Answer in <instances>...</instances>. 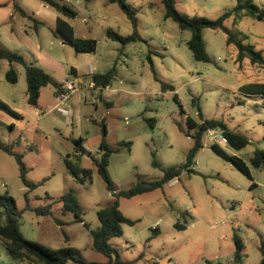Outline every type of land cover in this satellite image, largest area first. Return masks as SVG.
I'll use <instances>...</instances> for the list:
<instances>
[{"label": "rangeland", "instance_id": "obj_1", "mask_svg": "<svg viewBox=\"0 0 264 264\" xmlns=\"http://www.w3.org/2000/svg\"><path fill=\"white\" fill-rule=\"evenodd\" d=\"M55 1L77 12L76 18L65 19L77 38L97 41L95 53H77L58 36L57 19L63 16L39 0H0V48L44 67L63 85L76 79L72 69L84 80L67 102V115L56 109L52 86L42 88L39 106L33 107L28 103L25 67L0 58V100L20 116L0 110V139L22 156L27 179L35 185L26 186L16 157L0 150V196L14 198L23 237L54 250L72 247L76 257L87 263L108 262L93 247L91 232L100 227L98 211L139 180H160L169 169L186 163L197 133L189 126V117L198 124L215 119L249 140L240 151L228 145L222 148L246 163L252 179L218 157L211 149L215 142L206 133L192 166L195 173L184 171L153 192L118 198L121 212L134 224L123 225V235L112 238L110 245L125 264H237V236L244 246L243 263L260 264L264 168L254 167L252 158L257 150H264V97L246 94L241 88L264 83V66L240 59L227 35L212 29L203 31L210 61L195 60L188 48L191 32L165 17L163 0H126L136 13L142 38L126 46L107 37L109 30L124 37L134 33L118 3ZM240 1L244 0H176V8L190 17L216 20ZM253 2L264 8V0ZM15 4L33 19L21 16ZM225 26L264 57V20L246 16L235 22L231 18ZM114 67L109 89H89L94 75ZM11 69L18 75L16 84L6 78ZM80 139L96 158L101 157L103 139L119 149L108 167L115 191L108 188L88 155L80 164L92 169L91 179L81 183L71 175L66 160L77 162L75 141ZM68 193L79 201L83 223L63 211L60 199ZM50 204V216L36 213ZM0 264L28 263L12 258L0 241Z\"/></svg>", "mask_w": 264, "mask_h": 264}, {"label": "trees", "instance_id": "obj_2", "mask_svg": "<svg viewBox=\"0 0 264 264\" xmlns=\"http://www.w3.org/2000/svg\"><path fill=\"white\" fill-rule=\"evenodd\" d=\"M46 6L53 8L62 17L57 19L56 34L60 36L64 41L74 46L77 53H95L97 49V41L94 39H79L75 36V30L72 25L65 19H74L77 17V12L69 8L66 4L59 3L55 0H39ZM112 3H118L122 11L127 15L131 21L134 33L130 36L124 37L119 35L113 30L107 32V37L111 40L118 41L124 46L141 41L142 38L138 33V20L133 8L126 3V0H110ZM165 17L172 19L182 31L188 30L191 32V38L188 41V48L192 52L195 60L199 62H209L210 58L206 52V45L203 39V31L205 29L220 30L227 35V42L229 45H235L239 50L240 59L249 58L253 64H261L264 66V57L261 52L256 51L252 45L245 44L241 39L237 38L232 32L225 26V22L228 19L233 18L235 22H238L246 16L254 17L257 20H264V8L256 5L253 0L240 1L237 6L231 11L227 12L216 20H210L206 18L190 17L181 13L176 8V0H163L162 1ZM16 11L23 17L32 16L28 15L18 4H15ZM0 58L7 60L10 64L19 63L25 67L26 81H27V96L28 103L33 107H38L41 90L46 86H52L55 88V95L62 91L63 83L60 82L55 76L49 74L41 66H37L28 63L26 59L17 53L8 52L0 48ZM149 61L152 64V59L149 56ZM72 74H75V69L71 70ZM115 75V67L112 68L106 74H97L93 76V82L97 87L106 88L109 87L112 79ZM7 80L16 84L18 82V75L15 70L11 69L6 75ZM163 88L171 89L172 86L163 84ZM241 91L250 95H262L264 97V83H256L243 86ZM0 110L8 114H11L17 118H20L19 114L14 112L4 101L0 100ZM201 116V112H200ZM188 124L191 128L197 129V133L194 136L195 145L187 156L185 164L169 169L162 179L156 181L139 180V182L127 191H121L117 194V199L109 207L98 211V219L100 221V227L97 230L91 232L93 237L94 249L104 254L109 258L106 263L96 264H125L117 250L110 245V240L114 237L123 235V225H133L134 221L127 218L120 210V203L118 198L131 199L139 195L153 192L157 189L164 187L166 184L172 182L184 171H188L190 174L195 173L192 166L195 164V158L197 153L203 148V138L209 130H219L228 142V146L234 150L240 151L246 148L250 142L247 138L243 137L239 133L229 129V127L219 120H205L201 124H198L192 118H188ZM107 134L106 126L104 127V135ZM83 140L75 141L76 145V157L77 162L66 160V166L71 175L79 182L83 183L88 178L92 177V169L84 168L80 162L82 157L88 155L91 157L94 166L97 168L98 173L106 182L110 190H114L113 183L110 179L108 167L110 158L113 153L119 149H112L106 142L102 140L100 144L101 157H94L84 146ZM212 151L221 159L234 164L244 175L249 179H252V174L246 163L239 157L229 154L224 148L218 144H212ZM0 150L5 151L16 157L18 165L20 167L21 178L24 184L28 187L32 186L27 179V168L23 162L21 155L16 154L9 146L5 145L0 139ZM252 164L256 168H264V150H257L252 158ZM153 166L157 167V163L154 161ZM33 185L32 187H34ZM254 186V184L252 185ZM30 187V188H32ZM115 191V190H114ZM60 202L63 206L64 212H71L77 217V221L83 223L82 220V208L79 201L74 197L72 193L64 195ZM2 209L6 214V224H1V217L3 215ZM52 204L43 208H37L35 211L38 215L50 216L52 214ZM21 212L17 209L14 198L8 194L0 196V241L3 242L7 253L14 259L26 262L28 264H68L70 261H74L77 264H95L84 262L81 258H77V251L72 247H66L62 249H50L45 248L35 242L29 241L23 237L19 230V217ZM61 225V221H57ZM87 227V224H84ZM69 239L66 237V242ZM234 242L236 246L235 250V263L244 264L242 260L243 243L237 237L234 236ZM262 259L260 264H264V244L260 247Z\"/></svg>", "mask_w": 264, "mask_h": 264}, {"label": "built area", "instance_id": "obj_3", "mask_svg": "<svg viewBox=\"0 0 264 264\" xmlns=\"http://www.w3.org/2000/svg\"><path fill=\"white\" fill-rule=\"evenodd\" d=\"M90 73L94 74V70L92 69ZM80 83H82V82H79L77 79H75L73 81H67L63 85L62 91L56 95L57 105L55 107L60 113H62L64 115L68 114V110L66 108L67 102H68L69 98L72 96V94H74L75 92H77L79 90ZM96 88L103 89L102 87H97L94 82L89 85V89H96ZM109 88L110 87H106L105 89H109ZM207 135H208V138L213 143L215 142L216 144H218L221 147L228 145L227 140L223 136L222 132L219 130H209Z\"/></svg>", "mask_w": 264, "mask_h": 264}, {"label": "crops", "instance_id": "obj_4", "mask_svg": "<svg viewBox=\"0 0 264 264\" xmlns=\"http://www.w3.org/2000/svg\"><path fill=\"white\" fill-rule=\"evenodd\" d=\"M39 58V57H38ZM37 62H39V64H41L40 63V60H37ZM28 63H30V62H28ZM14 64V63H13ZM31 64H33V63H31ZM12 65V64H11ZM42 65V64H41ZM38 66V65H37ZM42 67V66H41ZM42 68H44V67H42ZM75 78L79 81V82H83L84 80H83V78L82 77H80L79 76V74H78V72L75 70ZM60 82H61V80L60 79H58ZM41 97V96H40ZM40 100V99H39ZM38 106H39V103H38Z\"/></svg>", "mask_w": 264, "mask_h": 264}]
</instances>
